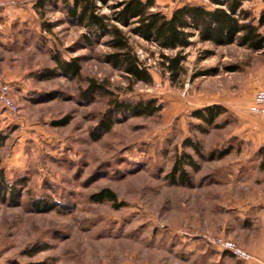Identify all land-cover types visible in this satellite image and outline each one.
Instances as JSON below:
<instances>
[{
	"label": "rangeland",
	"instance_id": "rangeland-1",
	"mask_svg": "<svg viewBox=\"0 0 264 264\" xmlns=\"http://www.w3.org/2000/svg\"><path fill=\"white\" fill-rule=\"evenodd\" d=\"M37 1L0 0L8 4L0 17V73L18 84L17 119L0 105V172L18 184L15 196L0 200V264H198L197 253L214 245L224 225L214 209L230 194L214 172L264 142L250 134L257 127L260 135L264 119L249 109L264 53L196 43L185 50V73L173 82L160 50L132 36L153 77L152 84L132 85L105 61L106 39L87 45L86 29L68 20L60 3L38 11ZM155 3L164 13L207 4ZM244 7L264 14V0ZM55 52L78 57L80 75H64ZM91 81L121 100L154 98L163 108L152 116L118 112L112 129L101 133L113 99L105 91L86 93ZM214 104L224 111L213 124L193 115ZM184 155L196 164L185 166L191 184L171 177ZM105 189L116 200L94 201Z\"/></svg>",
	"mask_w": 264,
	"mask_h": 264
},
{
	"label": "trees",
	"instance_id": "trees-1",
	"mask_svg": "<svg viewBox=\"0 0 264 264\" xmlns=\"http://www.w3.org/2000/svg\"><path fill=\"white\" fill-rule=\"evenodd\" d=\"M205 1L207 4L186 3L175 7L170 13L159 10L155 0H38L34 8L39 11L45 9L50 2L52 5L60 3L68 20L86 29L84 39L87 45L92 46L106 39L103 44L110 51L105 54V61L121 71L130 84L135 85L152 84L153 77L132 44V36L142 38L160 50L161 65L173 82L185 73V50L196 43H211L216 46L237 44L252 51L264 48V14L257 19L250 9L244 7L251 0ZM104 7L109 12H104ZM43 25L45 30H52L51 24ZM166 51H174V54H167ZM51 57L64 75L72 78L80 75L82 67L78 57L65 59L57 52ZM100 91H105L113 99L99 124L101 133L112 129L118 112L124 116H152L163 108L154 98L121 100L114 97V92L94 81H91L86 93ZM88 98L92 99V96ZM223 111L221 106L213 105L198 110L193 115L213 124ZM95 138L100 139L101 135ZM192 147L194 151L200 152L198 144ZM186 163L196 166L192 157H178L171 171L173 182L191 184V178L185 169ZM17 185L11 184L5 174L0 172V200H9L10 196H15ZM93 200L115 201L116 196L113 191L105 189L95 194Z\"/></svg>",
	"mask_w": 264,
	"mask_h": 264
},
{
	"label": "crops",
	"instance_id": "crops-1",
	"mask_svg": "<svg viewBox=\"0 0 264 264\" xmlns=\"http://www.w3.org/2000/svg\"><path fill=\"white\" fill-rule=\"evenodd\" d=\"M256 9L258 8H250L253 13ZM2 15L4 13H1L0 17ZM254 15L259 19L260 16ZM256 52L263 54L264 48ZM257 70L258 79L254 86L256 90L264 87V59ZM7 80L14 95L18 84L12 79ZM258 123L260 135L258 136L257 127L250 130V134L254 133L255 137L264 138V121L258 120ZM261 143L262 141L260 144H252L248 148L252 149L250 153L247 154L246 148L240 158L236 157L226 164H219L213 174L219 185L230 187L228 199H223L222 203L220 201L219 206L214 209V215L224 218V225L218 236L235 240L252 258H238L215 245L205 243L197 253L198 264H264V142ZM238 189L240 192L235 191Z\"/></svg>",
	"mask_w": 264,
	"mask_h": 264
},
{
	"label": "built area",
	"instance_id": "built-area-1",
	"mask_svg": "<svg viewBox=\"0 0 264 264\" xmlns=\"http://www.w3.org/2000/svg\"><path fill=\"white\" fill-rule=\"evenodd\" d=\"M8 4L0 2V12ZM0 105L12 119H17V107L12 96L10 83L0 73ZM250 112L264 119V87L256 90L253 101L250 105ZM213 244L224 252L231 253L233 256L243 259L251 257L249 252L239 249L233 242L224 239L223 237H214Z\"/></svg>",
	"mask_w": 264,
	"mask_h": 264
}]
</instances>
